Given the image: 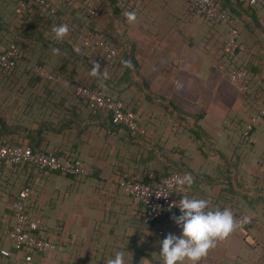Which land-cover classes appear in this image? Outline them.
I'll return each instance as SVG.
<instances>
[{"label":"crops","instance_id":"1","mask_svg":"<svg viewBox=\"0 0 264 264\" xmlns=\"http://www.w3.org/2000/svg\"><path fill=\"white\" fill-rule=\"evenodd\" d=\"M129 2H124L125 10H120L118 18L115 19L118 25L127 30L121 32L118 28L112 33V37L120 47L129 48L132 44L133 54L141 60L143 73L150 84V89H145L149 97L147 108L152 109V112L156 113V118L160 120L155 136L159 139L161 133L169 135L172 125L175 130H179V136H173L172 142L175 143L178 138L184 141L191 136L188 144L178 147L174 163L170 162L177 170L183 172V179L191 175L193 181L190 185L185 183L183 191L178 195L184 197L185 193L190 198H196L199 194L214 197L216 199L212 202L214 208L227 207L229 199L224 200L222 197L224 194L227 195V191L222 190L226 185L223 186L217 179L223 163L216 161L214 156L211 162L202 156V149L191 133L198 126L204 128L208 136L212 137L213 145L219 144L222 140H227L230 144V139L239 138L243 133L242 117L247 113L248 107L239 93H235L238 96L234 99L231 95L233 90L226 89L225 85L219 83L218 78L220 80L221 75L216 72L214 58L207 52L206 47L213 51L215 48L212 47L213 42L223 38L227 26L219 21L205 22L196 17L190 18L188 0ZM60 3L58 1V4ZM86 4L89 9L92 2ZM64 5L66 4H62ZM82 8L78 17L87 21L88 12ZM99 9L98 17L105 12L104 9ZM128 10L135 12L134 22L129 21L126 15L129 13ZM100 25L107 31L105 24L101 22ZM81 29L86 33L89 31L86 26ZM242 49L244 50L243 45L240 50ZM39 53L42 54V51L39 50ZM50 59L56 61L54 56ZM20 68L26 70L24 67ZM64 74L71 77L70 71ZM260 92L264 96V90L261 89ZM165 97L172 100L180 110L171 108L167 110ZM20 101L27 108L23 116L18 115L19 121L24 125L32 126L35 122L41 121L40 118L49 111L48 106L40 103L29 106L26 97H22ZM205 105L209 108L208 113L202 119L196 118L194 113ZM179 125L185 126L178 127ZM75 131L66 134L62 142H56L55 146L77 154L71 149L76 144L80 146L78 149H81L84 144ZM254 134L255 148L249 150L246 155H244L246 149L243 153L241 150L240 153L238 151L242 158L245 156L250 162L264 158V125L259 126V130ZM107 135L99 138L98 148L87 143L85 147L91 146V152L85 151L78 155L91 166L90 168L86 166V172H98L100 166V176L109 179L115 177L121 166H126L125 162L130 160L135 163L142 162L138 146L119 143V138L113 133ZM52 139L57 141L59 137L52 136ZM157 161L154 159L148 164H138L136 170L139 171L133 173L131 177L147 178L148 168L152 169L151 173H155L157 179L168 175L164 159ZM28 164L24 168L9 169L0 163V220L11 211L12 194H17L20 189L28 187V183H31L27 202L30 216L36 218L37 215L36 210L30 209L29 198H34L43 217L41 219L47 222L44 221L48 228L56 226L61 220L70 222L69 226L75 229L72 236L76 238L77 245L85 248V259L78 253H73V248H69L71 255L68 259L62 254L64 251L67 252L65 247L60 249L55 259L45 260L41 253L35 252L33 257L36 264H108L118 251L125 252L126 264H163V258L159 255L161 251L159 242L169 233L177 235L180 233V228L171 216L161 218L155 225L149 224L152 222H142L140 211L143 207L140 210V204L121 189L115 188L114 182H108L107 186L111 191H108L109 194L105 197V190L95 189L93 186L97 181L87 179L79 182L63 174L48 176L36 173L33 164ZM250 178L244 184V188L249 192L253 188ZM253 185L261 191L258 193L259 197L252 198V206H249L246 199L236 198L244 213L242 216H246L242 218L245 219L244 225L235 227L227 237L217 240L216 246L210 248L198 264H264V179ZM234 208L236 209V206ZM56 229L61 232L60 234H64L61 226H56ZM0 248L13 250L12 242L9 237L2 235L1 229ZM23 262L24 257L20 255L16 257V264Z\"/></svg>","mask_w":264,"mask_h":264},{"label":"trees","instance_id":"2","mask_svg":"<svg viewBox=\"0 0 264 264\" xmlns=\"http://www.w3.org/2000/svg\"><path fill=\"white\" fill-rule=\"evenodd\" d=\"M48 1H50L55 10L53 13L44 12L35 6L22 8L18 0H0V49L6 50L12 44H15L24 59L43 66L54 76L70 71L72 81L88 87L101 88L112 97L121 99L126 110L136 113L137 121L144 129V132L132 131L124 124L114 122L109 110L100 109L93 112L89 101L78 96L69 86L55 79H47L40 76L37 72L27 71L20 67L0 68V143L24 147L32 146L54 154L60 161L67 159H80L82 161L78 156L79 154L85 151L90 153L92 150L91 146L93 147L94 145L98 148L100 144L99 138L101 136L107 137V134L112 133L116 138H119V143L124 142V144L138 146L140 149L139 157L142 162L135 163L127 160L128 162H125L126 166H121L117 171L118 173H115V177L109 179H103L100 176V166H98V172L71 175L60 170L41 169L33 164L36 173L47 174L48 176L63 174L79 182L87 179V181H97L99 183L94 182L93 186L95 189L105 190V197L108 196V191H111V188L107 186L108 182H114L115 188L121 189L132 197L122 185V181L131 178L133 173L139 171L136 170V167L139 166L138 164H148L154 159L156 161L164 159L168 175L176 171L179 173L180 180L183 179V172L177 170L171 163H174L175 154H178L176 153L178 147L188 144L191 136L184 139L186 142L179 138L175 143L172 142L173 136H179V130H175L174 125H172L169 135L159 133L161 136L159 139L155 136L160 120L156 118V113L152 112V109L147 108L146 103L149 101V97L145 89L149 90L150 84L143 73L141 60L133 54L132 44L129 45V48H126L125 46L120 47L113 41L112 33H115L118 28H120L121 32L127 30L118 25L115 19L118 18L120 10L124 9V5L127 2L130 3L129 1L131 0ZM58 1L61 3L58 4ZM190 1L188 0L189 6ZM89 2H92V4H90L88 9L86 3ZM215 2L218 6L227 8L236 18L240 29L239 43L244 46V50L239 49L234 56L227 55L224 49L227 27L223 38L213 42L212 47H215L213 51L206 46L207 52L212 54L216 72L221 75L220 80L218 78L219 83L225 85L226 89L233 90L231 95L234 99L238 96L235 93H239L248 107L247 113L244 114V118L242 117L245 128L251 122L252 117L261 112L264 107V96L260 94V90H264V3L251 4L249 0H215ZM62 4L66 5L62 6ZM82 7L88 12L87 21H83L82 18L78 17V13L82 12ZM91 7L102 8L105 12L99 17L98 15L93 17L90 12ZM132 10L128 11L133 12ZM195 17L205 22H213V20L204 16ZM101 22L107 26V31L102 29ZM61 25H67L69 31L62 40H58L55 37L53 28ZM83 26L89 29L88 33L81 29ZM89 35L103 39L111 44L118 51L119 59L108 57L103 49L98 46L87 45L83 37ZM54 48L59 49V52L54 53ZM38 49L42 51V54H38ZM53 56L56 59L55 62L50 59ZM125 62H130L131 66H126ZM97 66H99V71L93 74ZM235 66L248 72L247 79L241 81L232 80L230 72ZM104 73H107V79L104 78ZM244 85H248L253 93L246 92ZM22 97H26L29 106H34L35 103L48 106V113H45L40 118L41 121L35 122L32 126L24 125L19 121L18 115L22 114L23 116L27 110L25 105L20 103ZM164 100H166L167 110H170V108L172 110H180L172 100H168L166 97ZM208 111L209 108L205 105L200 111L195 112L194 116L202 119ZM262 125H264V116H261L258 122L255 123L254 129L249 135L246 136L242 133L239 138L230 139V144H228L227 140H222L219 144L213 145L212 137L208 136L207 131L200 126L194 128L191 132L193 134L192 137L197 139L196 141H198L199 147L202 149V156L209 159L210 162L214 156L217 159L216 161L223 163L221 170L219 169L218 171L217 179L223 186L226 185L222 190L223 192L226 190L227 195L224 194L222 197H224V200L229 199V203L227 202L228 206L217 209L212 206V202L216 201L214 197H207L201 194L196 197L197 199L207 200L209 202L208 206L213 211L228 209L232 212L233 217L244 218L246 216H242L244 213L236 198H244L249 202V206H252V198L255 199L260 196L258 193L261 189L253 184L260 179H264V158L250 162L247 161V157L244 156L242 158L238 151L240 153L241 150V153H243L246 149L244 154L246 155L249 150L255 148L256 142L252 141V137L255 138L254 132L259 130V126ZM184 126L179 125L178 127ZM102 128L104 130H101ZM74 130H76L75 134L79 136L84 144L81 149H78L80 148L78 144L71 149L77 154L66 150L63 151L60 146H55L56 142H62L63 137ZM102 131H104V134H102ZM52 136L59 137V140L54 141ZM87 143L91 146L85 147ZM136 154L138 153L136 152ZM118 158L122 159V157ZM82 162L85 166L91 167L84 161ZM0 163L9 169L24 168L29 165L25 162L7 166L1 159ZM148 170V174L152 172V169L148 168ZM248 178L251 179V185L253 186L250 192L244 188ZM160 179L149 180L144 178L142 180L154 183ZM30 185L32 184L28 183L27 186L30 187ZM19 192L12 194L11 211L0 220L2 235L9 237L10 241L9 234L15 224L13 203ZM184 196L187 195L184 193ZM29 200L31 202L30 209L37 211L35 217L41 219L42 216L38 210L36 200L34 198H29ZM27 202L28 198L26 200V211L29 214ZM139 206L141 207L140 210L143 207V210L140 211V218L143 222L145 221L146 208L142 204ZM235 206L236 209L234 208ZM160 219L149 224H158ZM44 221L42 220L45 224L46 221ZM68 223L61 220L56 225L64 229V234H60L61 232L56 229L55 225L49 227L46 231L37 232L38 236L50 240L56 245L54 249L41 253L45 260L57 258L62 247L67 250L66 253L65 251L62 252V254L66 255L65 258H69L68 256L71 255L69 248H73V253H78L81 258L85 259V248L82 246V249L80 248L81 245H77L76 238L72 236L75 229L71 228ZM1 249L3 248H0V264H16L17 256L24 257L29 253L32 255L35 253V251L28 248L16 249L13 246V250H10L11 254L6 256L2 254Z\"/></svg>","mask_w":264,"mask_h":264},{"label":"built area","instance_id":"3","mask_svg":"<svg viewBox=\"0 0 264 264\" xmlns=\"http://www.w3.org/2000/svg\"><path fill=\"white\" fill-rule=\"evenodd\" d=\"M22 8L35 6L36 8L53 13L55 10L48 0H18ZM251 4H261L264 0H249ZM92 15L100 13L97 7H91ZM190 18L195 16H204L213 21L223 22L227 25L228 31L224 38V49L227 55L234 56L241 49L239 43L240 29L236 18L227 9L218 6L215 0H191L188 9ZM87 45L93 47L98 46L105 54L114 59H119V54L116 48L103 39L95 36L83 37ZM15 67H24L26 70L37 72L50 80H57L74 90V92L83 99L91 103L93 112L100 109L109 110L112 114V119L116 123H121L127 126L132 131L144 132V129L137 121V115L134 111H128L124 108V103L119 98H114L107 91L98 87H88L72 81L71 77L66 74L54 76L50 71L46 70L39 64L27 62L19 53L15 44H12L6 50L0 49V68L10 69ZM221 67V66H220ZM230 76L234 81L247 79L248 72L237 66L233 67ZM244 90L248 93H253L248 85H244ZM264 116V107L261 112L255 114L251 122L244 128V135H249L254 129L255 123ZM255 142V138L252 137ZM0 159L7 166H13L20 163H32L41 169L60 170L67 174L77 175L87 171L86 166L80 159H67L64 161L52 154L44 152L40 149H35L31 146L21 145H6L0 143ZM154 173L147 175V179H154ZM180 177L178 172H173L162 177L154 183L145 182L141 178L131 177L124 179L122 185L132 195L134 201L142 204L146 208L144 220L153 222L157 219L167 216H179V204L183 197L178 194L184 189L179 183ZM30 187L23 188L13 203L15 224L10 231V238L13 246L16 249L28 248L38 253H45L56 247L55 243L37 235L38 231H46L48 226L45 225L40 218L31 217L26 211V200L30 194ZM208 210H212L208 206ZM173 219V218H172ZM236 227H241L244 220L241 217L234 216ZM174 220V219H173ZM2 254L9 256L11 254L8 249H1ZM17 264H36L32 254L24 256L23 263Z\"/></svg>","mask_w":264,"mask_h":264},{"label":"clouds","instance_id":"4","mask_svg":"<svg viewBox=\"0 0 264 264\" xmlns=\"http://www.w3.org/2000/svg\"><path fill=\"white\" fill-rule=\"evenodd\" d=\"M130 22L136 19L135 12L126 14ZM67 25L53 28L56 39L62 40L68 34ZM54 53L59 49L54 48ZM131 66L130 62H125ZM99 71V66L94 70ZM107 79V73H104ZM192 177L188 175L179 181L180 185L191 184ZM209 202L205 199L190 198L184 196L178 206L180 215L173 216L175 224L180 228L179 235L169 233L159 243L161 246L160 256L163 264H198L205 257L208 250L216 246V241L223 239L236 227L232 212L224 210H208ZM108 264H126L125 252L118 251L114 259Z\"/></svg>","mask_w":264,"mask_h":264}]
</instances>
